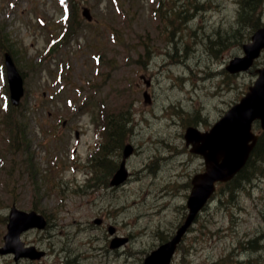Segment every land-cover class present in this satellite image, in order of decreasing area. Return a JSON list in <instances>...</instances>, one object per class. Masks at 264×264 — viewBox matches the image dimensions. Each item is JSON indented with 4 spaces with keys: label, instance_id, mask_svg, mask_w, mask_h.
<instances>
[{
    "label": "rangeland",
    "instance_id": "rangeland-1",
    "mask_svg": "<svg viewBox=\"0 0 264 264\" xmlns=\"http://www.w3.org/2000/svg\"><path fill=\"white\" fill-rule=\"evenodd\" d=\"M259 2L258 28L264 26ZM87 8L92 22L81 18ZM239 10V0H71L70 40L51 55L49 33L57 37L64 18L57 0H0V115L6 53L24 76L15 115L29 143L26 154L11 156L2 129L0 248L13 205L48 218L44 230L22 237L45 258L18 264H143L167 243L186 217L191 179L204 168L186 146V129L208 130L264 67L263 52L248 71L226 70L256 31L239 23ZM98 106L110 120L104 130ZM117 116L123 145L134 149L125 159L129 177L103 187L107 173L96 179L91 164L95 127L108 140ZM253 131L264 137L258 124ZM121 159L122 150L105 156L113 172ZM26 161L37 169L31 179L22 169ZM229 188H216L171 264H264V172ZM116 238L127 243L110 249ZM0 264L15 263L0 256Z\"/></svg>",
    "mask_w": 264,
    "mask_h": 264
},
{
    "label": "water",
    "instance_id": "water-1",
    "mask_svg": "<svg viewBox=\"0 0 264 264\" xmlns=\"http://www.w3.org/2000/svg\"><path fill=\"white\" fill-rule=\"evenodd\" d=\"M83 16L91 20L88 10L83 11ZM263 49L264 28L257 30L251 37V41L243 45V56L233 59L226 70L231 74L247 71ZM6 62L11 84V99L13 104L17 105L24 93L22 80L8 56H6ZM256 73L258 78L245 96L209 132L202 134L193 128L187 129L186 142L192 145L191 152L203 157L205 171L195 175L192 179V189L187 201L189 214L184 225L170 242L159 251L152 253L145 264H167L195 215L213 194L216 183L228 182L246 164L258 139L251 132L252 122L259 120L261 128L264 130V68L256 70ZM192 138L201 143L202 149L195 144L196 141ZM129 153L126 149L125 155ZM123 170L122 164L111 183L112 185L119 184L125 179ZM44 226L43 217L35 212L24 213L12 209L8 224L9 232L5 237V246L0 250V254L11 252L10 249H13L11 246H17L15 249L18 251L17 253L25 252L22 253L24 257L38 258L39 254L35 256L33 248L22 249L23 244L19 237L23 231L29 228L41 229Z\"/></svg>",
    "mask_w": 264,
    "mask_h": 264
},
{
    "label": "trees",
    "instance_id": "trees-1",
    "mask_svg": "<svg viewBox=\"0 0 264 264\" xmlns=\"http://www.w3.org/2000/svg\"><path fill=\"white\" fill-rule=\"evenodd\" d=\"M239 3V23H249V27H251L252 30H256L259 27L257 25L255 15L258 4L260 3L259 0H239ZM68 4L69 8H71V0H68ZM177 14L178 13H176V15ZM7 112L8 113L5 115V124L9 126V130L12 132V141L14 142L12 148L14 149L13 151L17 153L20 151L21 145L23 143L21 140H19V138L21 137V131L20 129H18L19 122L16 121L17 116L15 115V112H17V110L9 104ZM116 119L121 120L119 116H117L111 122L108 142L102 149L99 157V162L97 164V167H104L105 171L102 172L107 173V175H109V173L111 172V167L110 163L107 160L105 161V156L107 157L110 152H117L121 149V147L123 146V137L126 133V131L124 130L125 127H123L124 124H119ZM125 120H128L127 116ZM107 121L109 123L110 120L107 119ZM108 150L110 152H108ZM262 167H264V137L259 140L255 150L252 153L251 159L248 161L244 169L233 179L232 182H230V184L227 185H231L232 189L235 191L237 188H241L244 184H250L257 175L264 172ZM27 172H29L30 177H34L37 175V172L34 171L27 170ZM232 189L228 190V193H232Z\"/></svg>",
    "mask_w": 264,
    "mask_h": 264
}]
</instances>
